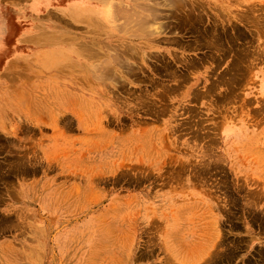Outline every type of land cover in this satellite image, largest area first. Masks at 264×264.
<instances>
[{
  "label": "rangeland",
  "instance_id": "rangeland-1",
  "mask_svg": "<svg viewBox=\"0 0 264 264\" xmlns=\"http://www.w3.org/2000/svg\"><path fill=\"white\" fill-rule=\"evenodd\" d=\"M75 1L12 28L72 49L0 87V264H264V0Z\"/></svg>",
  "mask_w": 264,
  "mask_h": 264
},
{
  "label": "crops",
  "instance_id": "crops-1",
  "mask_svg": "<svg viewBox=\"0 0 264 264\" xmlns=\"http://www.w3.org/2000/svg\"><path fill=\"white\" fill-rule=\"evenodd\" d=\"M37 0H0V87H12V84H9L13 80V75L18 71L19 60L23 57H31L32 59H38L43 54H50L55 56L58 54L59 50H67L71 47L63 46L64 44L60 42L62 37L59 34L54 32L47 33H38L30 30L22 31H13V25L18 24H33V15L31 16H21L20 14L26 12H34L33 3ZM59 0H48L40 9H46L50 7H58L57 3ZM92 0H82L75 1L76 5L80 2H83L84 5H81L83 8L93 6L90 4ZM92 3V2H91ZM71 4V3H70ZM82 4V3H81ZM88 4V5H87ZM79 6V5H77ZM60 7V6H59ZM62 10V9H60ZM38 11V10H36ZM32 17V18H31ZM92 18V16H91ZM83 19V18H76ZM86 20V19H84ZM87 21V20H86ZM97 25V20L92 18L91 24ZM17 27V26H16ZM28 29V28H27ZM42 40H47V42L40 43ZM79 52L75 50L77 54H82L83 43L79 42ZM26 50V54L19 56V50ZM72 49V48H71ZM50 51V52H49ZM48 52V53H47ZM81 52V53H80ZM51 57V58H52ZM50 58V59H51ZM49 59V60H50ZM262 84V87H261ZM56 86H59L56 84ZM263 88V89H260ZM259 92L262 94L258 98L264 102V80H260L258 86ZM11 98V97H10ZM264 115V112L258 113V120H262L261 116ZM240 143L245 145L243 149L247 147L251 148L253 163H257V172L258 180L260 183L264 184V126L263 123L259 127L254 129L250 134H248L245 139H242Z\"/></svg>",
  "mask_w": 264,
  "mask_h": 264
},
{
  "label": "bare ground",
  "instance_id": "bare-ground-1",
  "mask_svg": "<svg viewBox=\"0 0 264 264\" xmlns=\"http://www.w3.org/2000/svg\"><path fill=\"white\" fill-rule=\"evenodd\" d=\"M156 1V0H155ZM180 1V0H179ZM163 2V1H162ZM171 2V1H170ZM82 3V4H81ZM110 3V2H109ZM150 3V2H149ZM163 3H165V2H163ZM176 3V2H175ZM174 3V4H175ZM180 3V2H179ZM155 4V3H154ZM77 5H79V6H77ZM74 4V3H72V4H70V5H68L63 11L64 12H66V13H69L68 15L69 16H71V17H74V18H77V17H81V18H84V19H88V22H90L89 21V19H91L89 16H92V15H94V10H93V8L92 9H89L90 7H86V9L85 8H83L81 5H84V3L83 2H80L79 4ZM88 5V4H87ZM168 5H171V4H168ZM196 5V4H195ZM172 7V6H171ZM112 8V7H111ZM147 8V7H146ZM119 9V8H118ZM117 9V10H118ZM130 9V8H129ZM152 9V8H151ZM182 10V9H181ZM145 11V10H144ZM99 12V11H98ZM123 12V11H122ZM126 12H127V10H126ZM133 12V11H132ZM152 12H154V10L152 11ZM96 13V12H95ZM121 13V12H120ZM125 13V12H124ZM123 13V14H124ZM128 13V12H127ZM137 13V12H136ZM98 14V13H97ZM117 14V13H116ZM119 14V13H118ZM123 14H121L120 16H123ZM130 15H131V13H129ZM129 14H127L128 16H129V20H130V15ZM140 14V13H139ZM127 15H126V17H127ZM136 15H138V14H136ZM139 16V15H138ZM144 16V15H143ZM151 16V15H150ZM156 16V15H155ZM119 17V16H118ZM134 17H136V16H134ZM152 17V16H151ZM92 18H94V17H92ZM124 18V17H123ZM133 18V16H131V19ZM139 18V17H138ZM145 18V17H144ZM158 17L156 16V19H157ZM96 19V18H95ZM127 19V18H126ZM135 19V18H134ZM133 19V20H134ZM137 19V18H136ZM141 19V18H140ZM140 19H138V20H140ZM155 19V18H154ZM153 19V20H154ZM159 19V18H158ZM146 21V20H145ZM144 21V23H146ZM149 21H151L150 19H149ZM138 22V21H137ZM185 22V21H184ZM152 23V22H151ZM91 24V23H90ZM122 24V23H121ZM127 24H128V22H127ZM129 25V24H128ZM132 26V25H131ZM135 26V25H134ZM138 26V25H137ZM140 26V25H139ZM138 26V28H139V30H140V28H142V26H140L139 27ZM161 26V25H160ZM262 27V26H261ZM153 28V27H152ZM193 28V27H192ZM137 29V28H136ZM151 29V28H150ZM157 29H158V26H157ZM154 30V29H153ZM158 30H160V29H158ZM118 31V30H117ZM146 31V30H145ZM221 31V30H220ZM136 32V31H135ZM138 32H140V31H138ZM137 33V32H136ZM137 35V34H136ZM211 36V35H210ZM131 37V36H130ZM240 38V37H239ZM231 42V41H230ZM190 45V44H189ZM200 45V44H199ZM197 46V45H196ZM83 48H84V46H83ZM82 48V49H83ZM123 51V50H122ZM50 52V51H49ZM78 52H79V50H78ZM84 52V51H83ZM48 53V52H47ZM81 53V52H80ZM125 53V52H124ZM240 53V52H239ZM90 54L91 53H86V55L88 56H90ZM93 54V53H92ZM121 54H123V53H121ZM211 54V53H210ZM80 55V54H79ZM81 55H83V54H81ZM80 55V56H81ZM85 55V56H86ZM98 55V54H97ZM126 55V54H125ZM235 55V54H234ZM128 56V55H127ZM126 56V57H127ZM48 57V60L52 57V55H50V54H43V58H42V63H44L45 62V60H46V58ZM94 57H96V56H94ZM131 57V56H130ZM176 57V56H175ZM216 57V56H215ZM226 57V56H225ZM53 58V57H52ZM51 58V59H52ZM92 58H93V56H92ZM212 58V57H211ZM131 59V58H130ZM58 60V59H57ZM53 61V60H52ZM54 61H56V60H54ZM65 61V60H64ZM238 63H239V61H237ZM50 63V62H49ZM66 63V62H65ZM106 63V62H105ZM237 63V64H238ZM55 66H57V63L55 62ZM68 64H69V62H68ZM52 65V64H51ZM54 65V64H53ZM94 65H96V64H94ZM193 65V64H192ZM101 66V65H100ZM57 67H59V65L57 66ZM130 71H131V69H130ZM157 71V70H156ZM169 71V70H168ZM164 72V71H163ZM112 74V73H111ZM120 80V79H119ZM216 249V248H215ZM235 250V249H234ZM232 251V249L230 250V252ZM211 252V251H210ZM225 254V253H224ZM232 254V253H231ZM223 255V254H222ZM203 256V255H202ZM202 256H201V258H202ZM217 255H215V257H216ZM220 256V255H219ZM226 256V255H225ZM229 256V255H228ZM264 256V255H263ZM213 257V256H212ZM263 258V257H262ZM217 260V259H216ZM231 261V257L229 256L227 259H222V263H225V262H230ZM264 261V260H263ZM219 263V262H218ZM249 263H251V261L250 262H248V264ZM253 264V263H252Z\"/></svg>",
  "mask_w": 264,
  "mask_h": 264
}]
</instances>
